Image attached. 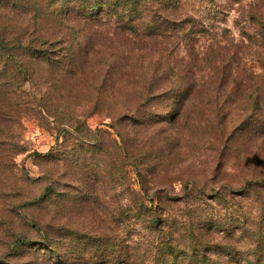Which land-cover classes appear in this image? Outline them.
<instances>
[{
	"label": "rangeland",
	"instance_id": "374dc122",
	"mask_svg": "<svg viewBox=\"0 0 264 264\" xmlns=\"http://www.w3.org/2000/svg\"><path fill=\"white\" fill-rule=\"evenodd\" d=\"M18 1L0 8V25L10 20L15 31L26 20ZM37 1L47 2L40 33L53 42L52 52L67 53L71 62L57 73L46 67L32 69V82L28 79L23 85L24 99L49 105L58 102L69 112L83 115L91 129L108 130L112 138H116L114 129L108 125L114 116L136 114L134 135L155 155L148 162L150 175L145 174L152 185L162 182L164 192L177 197L187 180L209 184L206 192L199 190L185 201L191 214L177 211V202L169 205V214L175 220L181 216L185 225L190 220L199 228L195 234L208 231L210 237L204 234L202 244H194L185 235L173 250L157 253L163 257L157 264H233L234 254L236 264H253L260 254L258 264H264V241L259 244L263 251H250L258 246V236L264 240L263 227L258 230L242 222L245 214L258 220L259 204L230 191L247 179L264 180V95H260L259 112L253 114L248 108L254 82L249 74L259 73L264 60V0H150L148 8L146 0H141L147 8L145 17L157 33L169 32V20L185 17L190 18L187 26L199 31L186 39L184 31L170 28L177 31L163 41L159 34L141 41L120 27L118 21H126L123 0H33ZM98 2H106L98 12L108 17H83ZM70 6L72 10L67 9ZM8 9L12 12L5 15ZM189 51L202 62L183 64L180 74L188 77L187 68L194 66L197 90L205 85L211 95L194 97L186 120L168 122L174 105L165 96L136 111L144 79L157 65L169 62L167 55L171 62L189 60ZM215 67L231 71L240 84L221 87L215 79H207L213 73L209 69ZM260 85L264 90V84ZM5 97L0 92V115L13 111ZM35 112L0 118V264H100L106 253L109 259L115 255L106 246L119 244L124 237L135 243L139 254L135 264H156L152 253L157 242L147 246L139 239H148L144 225H136L135 232L126 235L131 230H124L116 219L129 193L114 148L105 155L104 149L80 147L74 134L59 137ZM145 117L156 121L140 125ZM49 152L52 157L46 156ZM129 171L124 181L138 191L139 177ZM216 192L221 194L213 198ZM110 221L117 224L116 230ZM206 240L213 241L211 248ZM17 242L23 244L15 246Z\"/></svg>",
	"mask_w": 264,
	"mask_h": 264
},
{
	"label": "trees",
	"instance_id": "16d2710c",
	"mask_svg": "<svg viewBox=\"0 0 264 264\" xmlns=\"http://www.w3.org/2000/svg\"><path fill=\"white\" fill-rule=\"evenodd\" d=\"M16 0H0V8L4 9L8 7L7 5H12ZM58 0H54L56 2ZM73 2L76 0H66V3ZM87 1V0H84ZM144 1V0H143ZM20 2V12L24 14L26 20L17 26V30L13 29V26L10 20L4 22L0 25V79L3 77L5 81L1 83L0 80V92L3 95H6L5 98L9 97V104H12L13 111L12 113H3L0 115V118L4 120L15 116L17 113H23L24 111H36L38 113L41 121L48 123L51 125L57 132L59 137L64 138L69 136L74 137L80 147L85 146H94L98 149H104L105 155L106 151L114 148L115 158L118 161V165L120 168V176L122 178V183L126 184L128 195L127 200H122L123 205L120 206V211L118 213L119 223L124 225L125 228L131 230L126 233V235H131L129 233L135 232V226L138 224H143L144 229L149 233L148 239L144 236H141L139 239L143 240L147 246L153 245L152 243L156 241L157 249L154 251L152 260L153 263H159V260L162 261L163 257L161 254H157L162 250H166L169 252L176 248L177 245L181 244V240L185 235L188 238H191V241L194 244H202L201 238H203L204 234L209 236L207 232H198L199 228L193 223L188 222L187 225L183 224V221L178 218L175 220L174 216L170 217V212L172 211L171 206H169L173 202H177L179 208H177L179 212L186 210L188 214L192 213V209L189 208V203H185L193 197V194L200 192H206L208 190L207 182H196V180H187V182H183V189L180 191L179 198L174 196H169L164 192L162 182H157V185H152L151 181L148 180L151 170L149 169V161L155 160L154 152L151 147H146L142 145L141 141H138V138L135 137V131L133 125H135V115L136 114H128V113H120L114 116V120L112 124H109L108 127L114 129V134L116 138H112V135L108 130H101L99 128L91 129L90 126L87 125L85 117L83 115H76L74 112H69L67 109L63 108L58 102L51 103L42 102V100H34L28 101L24 99V93L26 92L25 88H23L25 81L32 82V74L30 71L35 67L41 68L46 67L53 73L59 72L62 67L71 62V57L65 52H52L49 47L53 43L49 41L48 37H45L40 33L42 29V24L45 21V16L47 12H44L43 9L46 6L45 2H33V0H19ZM17 2V3H18ZM150 0H146V7L150 6ZM65 3V1H64ZM106 5V2H98L97 4L89 6V14L85 13L83 15L89 17V19H95L100 16L99 9H102L103 6ZM122 8H124L123 13L126 15L124 24L120 21V27L125 30L132 32L135 34L139 40L147 41L151 38L157 37L159 34L160 40H169L172 37V34L176 31L174 29L178 28V31H184V36L186 39L189 37L192 32L198 33L199 31L191 30V26L188 27V22L190 20L189 17H185L179 20H169L167 23L169 27V32L157 33V28H154L151 25V21L145 17L147 8L145 5L141 4V0H123L121 4ZM67 9L72 10L73 8L70 6ZM4 11V10H3ZM46 11V10H45ZM103 11V10H102ZM0 12H2L0 10ZM12 12V9H8L4 11L5 15H9ZM104 12V11H103ZM50 15H53L52 13ZM49 16V15H48ZM57 16V15H56ZM108 17L104 14L100 16ZM37 19H39L37 21ZM41 21V23H40ZM136 22L135 26H132V23ZM262 23V21H260ZM174 28V29H170ZM157 30V31H156ZM159 32V31H158ZM155 34V35H154ZM189 34V35H188ZM154 35V36H153ZM71 46H69V50ZM189 60L180 59L175 60L173 62L170 55L166 56L168 61H164L163 66L157 65L155 67V71L148 77L144 79L141 90L137 92L138 94V104H136V111L157 98L165 96L169 100H172V104L174 105V110L172 111L168 122H176L179 119H185L190 115V103L193 102L194 97H204L210 96L211 91H209V87L201 86L200 90H197L199 81L195 78V72H193L194 66L188 67L186 73L189 74L188 77H184L180 74L182 68H184L183 64L187 62H193L195 64H201L202 60L199 62V57L196 53L189 51L187 53ZM208 59V58H206ZM211 61V60H210ZM213 61V60H212ZM264 60H262L263 62ZM261 62V70L256 75L252 73L249 74L250 79L253 82L252 88L248 93V99L250 103L248 104V108L253 110V114L259 112L260 108V95H264V90L262 89L261 83L264 84V64ZM173 63V65H172ZM157 63H155L156 65ZM162 67V68H161ZM179 70V71H176ZM213 73L207 77V79H215V82L221 85V87H228L229 85L240 84L236 82L232 77V72L224 69H220L219 67L209 69ZM167 77H170V80H167ZM165 78V79H164ZM164 79V80H163ZM165 82V84H163ZM198 83V84H197ZM211 84L207 82V85ZM166 85L165 89L160 90L161 86ZM205 102V101H204ZM189 106V107H188ZM219 109V108H217ZM219 113V111H216ZM126 115V116H125ZM223 115V114H222ZM158 120V119H157ZM156 121L155 118H143L140 125H148L154 124ZM159 121V120H158ZM156 124H158L156 122ZM49 125L47 127H49ZM5 134L3 130V135ZM71 137V138H72ZM58 138V137H57ZM59 139V138H58ZM158 149L156 150V152ZM47 157H52L50 152L46 154ZM45 157V156H43ZM129 169L133 170L136 175H138V191L132 190L129 187V183H125L124 178H126L127 173L130 172ZM147 176H146V175ZM93 178V177H92ZM89 180L93 183L94 179ZM150 178V177H149ZM126 189V188H125ZM230 191L235 192L246 198H253L257 201L259 206L257 207L259 211V218L256 221L250 220L251 215L245 214L242 216L243 223L245 226L256 227L258 226V230L263 227L264 229V180H255V179H247L245 183L239 188L230 187ZM51 188L46 190L43 196H45ZM221 193L216 192L213 195V198H218L217 195ZM212 198V199H213ZM128 202V203H127ZM131 203V206L128 205ZM148 204L150 206H148ZM168 207V208H167ZM167 212V213H166ZM236 223V220H233ZM110 225H113L115 230L118 227L116 223L110 221ZM264 231V230H263ZM262 232V231H260ZM161 234L158 235V234ZM117 237V235H115ZM257 237V236H255ZM110 238V237H109ZM258 238V239H257ZM256 241L258 242V246L252 248V252H261L263 248H259V244L263 245V237H257ZM17 241V239L15 240ZM129 242L131 243L129 247ZM132 238L127 240L125 237L119 244L112 245L109 243L106 248L107 252L114 249L113 258H108V254L106 253L103 258L99 261L100 264H135L138 260L137 250L134 249L135 243H133ZM213 241L206 240V245L208 247L213 246ZM22 245L23 242L15 243L14 245ZM228 251L232 252V248L227 245ZM261 257V254H260ZM260 257L253 264L260 263ZM205 259V258H204ZM233 264L238 262V255L234 254ZM151 262V263H152ZM82 264V263H80ZM84 264V263H83ZM217 264V263H215Z\"/></svg>",
	"mask_w": 264,
	"mask_h": 264
}]
</instances>
